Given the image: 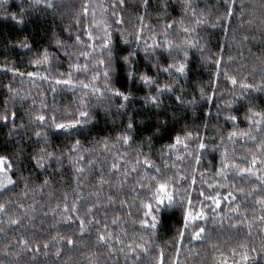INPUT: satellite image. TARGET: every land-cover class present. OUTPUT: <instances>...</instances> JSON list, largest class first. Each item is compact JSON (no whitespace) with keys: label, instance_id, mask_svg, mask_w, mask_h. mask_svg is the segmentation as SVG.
<instances>
[{"label":"trees","instance_id":"obj_1","mask_svg":"<svg viewBox=\"0 0 264 264\" xmlns=\"http://www.w3.org/2000/svg\"><path fill=\"white\" fill-rule=\"evenodd\" d=\"M94 2L100 4L99 0H53V7L47 8L33 0L0 2V155L8 157L10 175L16 181L7 191L0 192V203L6 205L0 211V264H158L161 252L164 264H221L225 258L232 264V251H242L240 245L259 252L264 245V221L259 219L264 209L256 200L264 196V185L256 176L264 175V165H259L258 160L253 176L245 174L242 178L229 172L227 181L216 172L223 163L233 161L247 167L253 154L264 158V153L256 148L264 140V127L258 132L247 119L252 115L249 108L264 113V91L255 90L264 88V0H149L147 7L143 0H125L123 8L119 0H105L102 8L106 10L99 12L94 11ZM186 4L190 7L186 8ZM229 7L233 10L231 16ZM22 9L23 22L13 21L12 14L19 19ZM114 11L117 15H113ZM118 18L123 22L116 24ZM197 20L204 23L198 24ZM101 21L110 26L112 46L117 49L111 61L104 55L106 64L111 65L109 84L114 91L128 95V101L111 92L94 93L91 88L84 90L79 86L83 81L105 88L104 67L98 64L107 38L98 27ZM185 28L189 29L187 33ZM124 39L129 43L125 44ZM21 43L29 44L30 50L21 48ZM168 43L172 45L170 50ZM45 49L49 62L34 65L32 61L42 60ZM81 52H89V58L80 56ZM129 52L136 54L125 64L122 58ZM77 63L87 64V71L83 67L78 72L70 68ZM181 63L186 64L183 75L175 67L163 71L169 64L178 67ZM129 71L135 72L134 80L128 78ZM28 72H39L40 76L29 77ZM70 72L74 86L55 83L57 79H68ZM97 72L100 78L93 81ZM141 75L149 76L154 83L146 85L140 80ZM44 76L48 79H42ZM228 77H235L236 84ZM242 84L254 87L244 90ZM165 85L173 91L157 96L159 107L150 99L146 102V97L157 95V88ZM81 99L86 101V107L81 106ZM121 104L125 107L121 108ZM80 111L92 113L94 123L90 121L85 131L66 136L55 129L53 117L62 123ZM40 115L45 116V121L38 120ZM4 116L8 119H2ZM229 116L237 119L232 121ZM130 119L135 124L128 131ZM250 128L255 141L240 136L233 138L235 143L229 140L230 132H247ZM158 129L159 134L154 135ZM124 134L133 137L130 145L117 140ZM177 136L184 143L170 150L167 145L175 143ZM77 139L78 150L72 151ZM201 141L205 149L199 148ZM41 148L53 153L51 157L44 156L43 167L33 159L40 155ZM138 150L144 153L141 161L146 156L161 168L164 176L179 173L187 177L176 187L180 195L191 192L196 208L204 200L199 195L201 190L205 195L232 191L240 214L230 212L226 206L229 202L223 201L200 241L191 240V229L180 240L183 213L179 203L160 220L155 234L141 228L139 221L145 211L141 201L147 200V192L139 189L138 175L132 174L126 181L123 176L124 167L131 169ZM198 152L201 158L197 165ZM81 156L83 160L79 159ZM114 161L123 166L119 174L111 168ZM77 168L83 172L77 173ZM145 170L141 166L138 172L143 175ZM153 173L154 169L149 170V175ZM193 175L197 182L189 188ZM147 182L146 179L144 183ZM217 182L235 184L244 188V193L230 187L209 189L208 184ZM254 185L258 190L248 196ZM65 204L69 209L76 204L78 211L65 212ZM69 215L73 217L71 227L63 219ZM221 216L225 219L221 220ZM77 217L84 219L86 225L93 221L82 235ZM11 219L19 223L11 224ZM105 226L113 234L111 252L97 245V235L106 230ZM60 236H71L76 242L69 246L65 239L57 244ZM21 240L28 242V248L20 244ZM177 242L181 244L179 252ZM45 243L49 244L47 255ZM137 244H145L147 252L137 248ZM58 247L62 249L59 257L55 255Z\"/></svg>","mask_w":264,"mask_h":264},{"label":"snow or ice","instance_id":"obj_2","mask_svg":"<svg viewBox=\"0 0 264 264\" xmlns=\"http://www.w3.org/2000/svg\"><path fill=\"white\" fill-rule=\"evenodd\" d=\"M0 2H2V0H0ZM144 2V6L147 7L149 0H143ZM34 4H44L47 8H52L53 7V0H33ZM125 4V0H119V6L121 8H123ZM167 6V5H165ZM113 9H115L117 7V5L114 3L112 5ZM185 7H190V4H186ZM85 13H87V8L84 9ZM228 14L229 16H231L233 14V10L232 7H229L228 9ZM113 15H117V13L114 11ZM23 16H24V10H21L20 13V17L18 19L16 14H12L11 19L13 21H16L17 23H22L23 22ZM141 20V31L143 30V16L140 17ZM123 20L122 18H118L116 20V24H120L122 23ZM101 24H103L104 30H105V34L107 36L106 39H104L103 41V45H102V51H101V56L98 59V64L101 67H104V73H103V79L105 80L106 84H105V88L104 89H100V88H96L94 84H89V83H84L83 81L79 82V86L84 89V90H88L89 88L92 89V91L94 93H103V92H111L113 95L115 96H121L123 97V99L125 101H128L129 97L128 95H126L123 92H120L119 90H113V88L110 86L109 82L111 80L110 77V71H111V65L110 63L106 64V61L104 59V55L106 53L108 60L111 61L115 58V54L117 52V49H115L112 46V36L111 34L108 32V28L110 27L107 23L101 21L99 22ZM197 23H204L203 20H197ZM168 27H171V25H169ZM184 31L187 33L189 31V29L185 28ZM89 38H92V33L89 32L88 33ZM245 40L248 39L247 36L244 37ZM136 40L139 41L140 40V33L138 32L136 35ZM76 41L79 42L80 41V37L77 36L76 37ZM125 44H128L129 41L127 39H124L123 41ZM60 42L57 41V45L59 46ZM188 44L190 46H195V44L193 43V41H188ZM21 48L24 49H28L30 50V45L27 43H21L19 45ZM90 48H94V45H89ZM146 50H147V45L145 46ZM157 47H160L159 45H157ZM167 49H171L172 45L170 43H168L166 45ZM67 55V53H65ZM135 52H129L128 56L123 57V61L125 62V64H128L130 62V58L135 55ZM185 58L187 57L188 53L185 52L184 53ZM80 56L84 57L85 59H88L90 56L89 52H81ZM147 59V57H146ZM49 62V55L47 52V49L44 50V54L41 59H34L32 61V63L34 65L40 64V63H48ZM217 65H219L220 61L216 62ZM155 66V65H154ZM81 67H83V69L85 71H87L88 65L85 64L83 66H81L79 63L77 64H71L70 68L76 70L77 72L80 71ZM173 67H175V70L177 73L183 75L185 74L186 71V64L185 63H181L179 64L178 67H176L173 64H169L167 67L163 68L164 72H169ZM12 71H16L15 69H11ZM20 75H24V73H20ZM27 75L29 77H36V76H40L39 72H28ZM71 75L72 73H69V78L66 80H60L57 79L56 80V84L57 85H66V86H74V81L71 79ZM128 78L130 80H134L135 79V72L134 71H129L127 73ZM225 75L227 76V73H225ZM100 78L99 73L97 72L95 75L92 76V80H98ZM42 79L47 80L48 77L44 76L42 77ZM228 79L231 81V83L236 84V79L235 77H228ZM140 80L145 83L146 85H151L154 83L153 79L150 78L147 75H141L140 76ZM253 85H248V84H242V88L244 90H247L249 88H253ZM256 91H264V88H260V87H256L255 88ZM56 91V88L53 87V92ZM165 91H173V89L171 88L170 85H165L164 88H157V95L152 96V97H146L145 100L146 102L150 99L151 102L153 104H155L157 107L160 106L161 101L157 99V96L164 94ZM201 92L203 93V89H201ZM87 91H85V95H87ZM176 99L179 101L181 100V97L177 96ZM209 100L212 99V97L208 98ZM80 104L82 107H86V101L81 99ZM121 108H124L125 105L121 104L120 105ZM249 113H252L251 116H248L247 119L249 121V124H255L256 125V130L259 132L261 130L262 127H264V113H259V112H253L252 108L248 109ZM13 116H15V113H13ZM260 117V119H254V117ZM92 118V113L89 111H80L78 113L77 116H75L72 119H68L65 122L62 123H57L55 117H53L52 123L55 127L56 130H58L60 133H63L66 136H72L77 132H83L86 130V126L89 125L90 121ZM2 119L7 120L8 117L4 116L2 117ZM45 116L44 115H40L38 117V120L40 121H45ZM228 119L235 121L237 119V117L235 116H229ZM92 123H94V121H91ZM135 124L134 119H130L128 125H127V129L128 131H131L133 129V126ZM87 130H90V128H88ZM159 134V129L157 130V133H155L154 135H158ZM37 135L39 136L40 134L37 133ZM188 138H191V133L187 134ZM240 136L241 138L243 137H247L249 140L255 141L256 140V136L252 135L251 132V128L249 129V131L245 132V131H232L229 133V140H231L233 143H235V140L233 139L234 137ZM133 137L124 134L121 136L117 137V140L123 141L124 145H130L131 141H132ZM184 140H182L179 136H177L175 138V143L173 144H169L167 145V147L171 150V149H175L177 145L179 144H183ZM80 144V140L77 139L75 144L72 147V151H77L78 150V146ZM105 147L107 148V143H105ZM188 145L185 144V148H187ZM199 148L200 149H205L206 145L205 143H203V141H201V143L199 144ZM257 151L260 153H264V140H261L259 144L256 145ZM47 155L48 157H51L53 155V153H45V149L41 148L40 149V155L38 157H34L33 159L36 162V165L39 167H43V159L44 156ZM127 155V154H125ZM161 155L163 156L164 153L162 151ZM188 155H192L191 152L188 153ZM144 156V153L142 150H138L137 151V159L134 161L131 169L129 170L127 167H124V171H123V176L125 177V181L132 175V174H136L139 176V180L137 181V184L139 186V189L141 190H145L147 192V200L146 201H141L142 207L143 209H145V211L143 212V219H141L139 221L141 228L144 229H151L153 231V234H155V231L157 229L158 224L160 223V220L165 216L166 213L170 212V211H174L175 207L177 205V203H179L181 205V211L183 213L182 215V220H183V225L182 227L179 229L178 231V235L180 240L182 241L183 238L185 237V235L189 232V230L191 229V240L192 241H200L202 239L205 238L206 233L209 230V225L208 222L210 220L214 221L215 220V216L217 214V210L221 208L222 206V202L223 201H228L229 203L226 205L229 209L230 212H232L234 215H239V207L240 205L237 203V196H235L233 194L232 191H229L226 195H222L221 192L216 191L215 195H205L204 191H200L199 195L201 197H204V200H202L200 202V206L199 208H196L192 196H191V192L190 191H186L184 195H180L179 194V188L176 187V185H181L183 184L186 180L187 177L185 176H180L179 173H177L175 176H164L161 168L160 167H156L153 162L151 160H149L146 156L143 159V161H141L140 157ZM225 158L227 157V150H225L224 153ZM200 153H196V163L197 165L200 163ZM80 160H83L84 157H79ZM177 159H180V157H177ZM258 160H259V165H264V158H260L258 157L256 154H253L252 159L250 164L247 167H241L238 163H236L235 161H233L231 164L228 163H223L221 168L217 169L216 175L217 176H222L224 178L225 181H227V176L229 172H233L236 176L239 177H244L245 174H247L248 176H253L255 175L254 173V168L258 167ZM91 163V161H90ZM125 163H127V161H125ZM144 166L146 168L145 172L143 175H140V173L138 172V169ZM173 167H177V165L175 163H173L172 165ZM121 167H123L120 163L118 162H113L111 168L112 170H114L117 174L120 173V169ZM165 168L168 167L167 164L164 165ZM154 169V173L149 175V170ZM12 170V165L11 163L8 162V157L6 155H0V190H4L7 191L8 187L10 185H15L16 181H14L12 179V176L9 174ZM196 169H193V172H195ZM77 173L83 172L82 168H77L76 169ZM147 179V183H144V181ZM201 180L203 181V175H201ZM256 180L260 182L261 185H264V175L261 176H256ZM196 178L195 175L192 176L191 179V185H189V188H192L193 186H195L196 184ZM102 183H106V181L102 180ZM123 183V181H122ZM44 184L47 185L48 184V180L46 179L44 181ZM209 189H214L215 187H219V188H232L234 189L236 192L239 193H244V188L242 187H237L235 184H228V183H220L217 182L215 185L214 184H208ZM257 187L254 185L252 190L249 191L247 193L248 196L253 195V192L257 191ZM179 197V199H178ZM185 197H187L186 202H185ZM77 199H79V197H77ZM65 200H67V195H65ZM109 200H112V197H109ZM204 201H210L211 204H207ZM121 203L123 204L124 202L121 201ZM256 203L261 205L262 209H264V196H260L257 198ZM236 204V207H233L232 205ZM214 205V207H213ZM22 207V206H21ZM6 208V205L3 203H0V211H4ZM211 211V215L209 214V210ZM91 208L89 209V212H91ZM64 211L68 212H77V205L73 204L71 209L68 208V205L65 204L64 205ZM64 222L71 227L72 224L70 223L73 220V217L71 215L69 216H65L64 218ZM77 219H79V228H80V233L81 235L84 233L85 228L87 225H91L93 223V221H88L87 225L84 219L77 217ZM221 220L225 219L224 216L220 217ZM229 219H231V217H229ZM259 219L261 221H264V215L260 216ZM11 224H17L19 223L18 220L15 219H11L9 221ZM117 221L114 220L113 223H116ZM95 223H99V221H95ZM237 223H240V221H238ZM106 230L104 232H100L97 235V245L100 247H107L108 251L111 252L112 251V239H113V234L111 232L107 231V226ZM236 225H233V228H235ZM250 227V225H249ZM55 239V238H53ZM69 246H72L75 244V240L71 237H64V236H60L59 240H57V244H59V242L61 240H65ZM118 240V238H117ZM118 242H120L118 240ZM20 244L24 247V248H28V242L25 240H21ZM137 248H140L142 251H144L145 253L147 252V247L145 244H137L136 245ZM181 247V244L179 242H177V252H179V249ZM240 248L242 249V251L237 252L236 250L232 251V264H261V261H264V245H261V250L259 252H257L256 248H252V249H248L245 245H240ZM49 249V244L45 243L44 244V250H45V255H47V250ZM30 251V249H29ZM39 251V248H37V252ZM120 251H124L123 249H120ZM131 251V249H130ZM253 253H255V255H253ZM62 254V249L61 248H57L55 255L57 257L61 256ZM236 257H239V259H236ZM139 258V256H137V259ZM158 264H164V256H163V252H161L159 258H158ZM221 264H228V259L225 258Z\"/></svg>","mask_w":264,"mask_h":264},{"label":"rangeland","instance_id":"obj_3","mask_svg":"<svg viewBox=\"0 0 264 264\" xmlns=\"http://www.w3.org/2000/svg\"><path fill=\"white\" fill-rule=\"evenodd\" d=\"M100 1V4H98L97 2H94L93 4H94V11L95 12H99V11H101V10H106V8L105 9H103L102 7V5H104L105 3V0H99ZM92 2H93V0H92ZM98 27H99V29L101 30V31H105L104 30V27H103V24H101V23H99V25H98ZM10 174V173H9ZM12 185H10L8 188H10ZM1 191H3V190H0V192Z\"/></svg>","mask_w":264,"mask_h":264}]
</instances>
